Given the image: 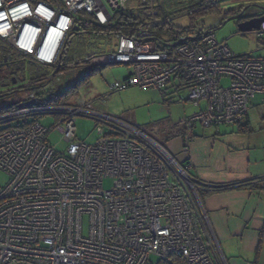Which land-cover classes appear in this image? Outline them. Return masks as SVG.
I'll list each match as a JSON object with an SVG mask.
<instances>
[{"label":"built area","instance_id":"2783aa9c","mask_svg":"<svg viewBox=\"0 0 264 264\" xmlns=\"http://www.w3.org/2000/svg\"><path fill=\"white\" fill-rule=\"evenodd\" d=\"M130 1L0 0V50L16 62L59 65L69 32L89 28L91 20L106 24ZM134 2L158 22L154 0ZM253 33H264V21ZM176 34L164 50H152L150 31L119 33L111 51L71 68L132 65L125 79L109 84L111 92L131 86L165 92L173 83L186 91L181 99L204 102L184 119L186 152L194 126L241 123L251 100H264V58L233 54L212 30ZM14 93L18 105L0 113V125L17 121L0 128V171L8 176L0 187V264H227L187 174L190 165L81 98L46 103L35 89ZM43 115L55 122L33 119ZM77 116L96 121L94 142L77 138ZM53 131L61 150L48 139Z\"/></svg>","mask_w":264,"mask_h":264},{"label":"rangeland","instance_id":"374dc122","mask_svg":"<svg viewBox=\"0 0 264 264\" xmlns=\"http://www.w3.org/2000/svg\"><path fill=\"white\" fill-rule=\"evenodd\" d=\"M197 0H157V3L163 13L171 15L172 23L176 26H185L188 24L186 15L179 13L178 10L194 3ZM237 2V3H236ZM223 0L220 5L227 7L228 4H246L245 11L252 14H262L264 12V0ZM130 5V4H129ZM158 8V7H157ZM197 23L202 27V31L213 30L214 36L218 41L226 43L230 51L235 55H247L253 58L264 57V46L258 42L257 36L251 32L241 33L237 29V19L227 18L218 22V15H209L200 18ZM116 43L115 35L95 33L89 30L80 29L67 37L66 44L61 54V67L63 71L54 74L53 67H50L49 77L51 80L44 84L45 91L51 90L60 93L67 87L73 85L76 79L87 73L90 68L75 69L71 64L86 60L94 54H103L111 51ZM11 61V66L18 72L27 71L29 63L25 61ZM6 64L3 65L0 57V74H2ZM81 67V66H79ZM132 72V65L108 64L100 65L99 70L90 78L89 82L78 87L77 90L67 95L63 99L81 98L85 100L88 107L98 113L123 121L133 127H136L148 137L162 144L171 156L177 157L170 150V142L177 137L169 139V135H178L185 132L184 119L199 109L204 107L205 103H195L184 100L182 95L186 96V91L176 89L173 83H169L165 88V94L151 88L141 89L136 86L127 87L120 91L111 92L109 84L117 80L125 79ZM18 74V73H17ZM3 75V74H2ZM18 76V75H17ZM18 83H22L21 81ZM225 84V81L222 82ZM19 85V84H18ZM7 86L0 83V94L6 92ZM13 99L12 95H0V106L9 103ZM260 96L256 95L251 100V107L248 110L253 131L247 133L246 138L250 142L256 143V147H251L255 156L264 159V112L261 109ZM263 116V117H262ZM45 125H51L55 122L53 115H43L33 118ZM17 121H9L4 126L16 125ZM96 121L89 117L77 116L75 118L76 136L78 139L87 143H92L97 138ZM233 125H219L221 135L223 131H229ZM196 132L214 133L215 126L201 127L194 126ZM210 131V132H209ZM60 134L53 131L48 139L56 149H62ZM168 140V141H167ZM251 142V143H252ZM253 143L251 145H253ZM182 167L183 164L179 163ZM187 174L189 171L187 170ZM8 181V176L0 171V187ZM105 188L111 185V180L106 178L103 181ZM87 219L84 218V233H86ZM156 258L153 257L152 261Z\"/></svg>","mask_w":264,"mask_h":264},{"label":"crops","instance_id":"0c3cea01","mask_svg":"<svg viewBox=\"0 0 264 264\" xmlns=\"http://www.w3.org/2000/svg\"><path fill=\"white\" fill-rule=\"evenodd\" d=\"M130 4L134 6V0ZM260 102L263 103L261 109L264 112L261 96ZM203 108L199 107L197 111ZM246 120L252 127L249 115ZM194 128L190 132L186 152L182 150L183 132L170 142V150L179 163L189 161V170L197 180L226 184L261 179L260 183H264V159L258 158L251 151L256 143L251 141V145L250 139L246 138L247 133L238 132L237 124L231 126L229 131L224 130L223 135L219 127H216L214 133H200L194 131ZM201 205L226 263L254 264L259 231L264 225V189H237L209 194ZM256 264H264V240Z\"/></svg>","mask_w":264,"mask_h":264},{"label":"trees","instance_id":"16d2710c","mask_svg":"<svg viewBox=\"0 0 264 264\" xmlns=\"http://www.w3.org/2000/svg\"><path fill=\"white\" fill-rule=\"evenodd\" d=\"M223 0H197L192 4H189L188 6H185L178 10L179 13H182L186 15L188 19V24L185 26H176L172 23L171 15L168 13H163L161 8L159 6L155 5V8L157 10V19L158 22L156 24L152 23V20L147 17L144 13H142L141 8L138 5H134L131 7L132 4H130V9L125 11H117L114 13L113 17L104 25H100L96 23L95 21H90L91 26L89 28H84L83 30H89L100 33V34H107V35H117L119 33L123 34H132L136 29L138 28H144L152 33V36L149 38V42L151 43L152 50H164L166 46L169 45L170 41H173L175 39L176 33H189L193 31L194 29L202 30V27L197 23L200 18L204 16L209 15H218V22L220 20H225L230 17H237V22L244 21L247 19H250L252 17L261 16L264 14H252L245 11L246 4H236L237 0H232L233 2H236L235 5L228 4V6L223 7L221 4ZM158 7V8H157ZM167 20V21H166ZM81 27L74 29L71 31L72 35L76 31L80 30ZM212 30V29H209ZM213 31V30H212ZM258 42L261 43L262 46H264V33L257 36ZM162 41L164 43H162ZM168 42V45H165ZM163 45H160V44ZM165 46V47H164ZM2 56V62L3 65L6 64V67L4 68L2 74H0V83L10 84L12 86L11 89L6 91L3 94L0 95H7L13 97V99L4 105L0 106V113L7 111L8 109H12L16 107L17 101L14 99V92L18 90V92H22L26 89H35L37 92L38 98H41V101L46 103H62L66 100H64V97H67L68 94L74 92L83 84H86L89 82L90 78L96 73V71L99 70V67L95 66H86L83 68H90L87 73L82 75L80 78L76 79L75 83L69 87H67L65 90L61 91L60 93L52 92L51 90L45 91L46 88L44 87V84L51 80V77H49V68L53 67L54 74L56 71H59L60 69L64 70V68L61 67L60 64H56L55 66H45V65H38L29 61H25L29 63L27 71H21L18 72L11 66V62H8V57L12 54L9 52V50L1 48ZM246 56V55H244ZM4 58L5 61L4 62ZM264 58V57H262ZM62 59L60 58V61ZM24 61V60H20ZM59 63V61L57 62ZM78 62L72 63L71 65H75ZM58 65V66H57ZM59 67V68H58ZM61 70V71H62ZM18 73V74H17ZM18 75V76H17ZM17 81V86L12 85V81ZM22 83H18V82ZM175 85V84H173ZM176 87V85H175ZM177 89V88H176ZM162 94H165V92H162ZM247 118V117H246ZM245 119L243 122L238 123L239 131L238 132H246L249 133L252 131V127H250L249 122ZM176 137V135H169V139ZM167 140V141H168ZM184 166L190 165L189 161L186 160L184 162H181ZM189 176L191 177L194 188L196 191V195L200 201V203H203L204 198L213 193H219V192H225V191H232L237 189H247V190H261L264 189V183L261 179H250V180H242L237 182H231L226 184H212V183H206L202 182L200 180H197L195 175L191 170H189ZM264 240V225L259 231L258 235V242L255 250L254 255V264H256L260 250L262 248V243Z\"/></svg>","mask_w":264,"mask_h":264},{"label":"water","instance_id":"95a60500","mask_svg":"<svg viewBox=\"0 0 264 264\" xmlns=\"http://www.w3.org/2000/svg\"><path fill=\"white\" fill-rule=\"evenodd\" d=\"M230 18L237 19V17H230ZM263 21H264L263 15L252 17V18L244 20V21H239V22H237V29L241 33L258 30L260 28V24ZM4 60H5V58H4ZM13 83H14V81H13Z\"/></svg>","mask_w":264,"mask_h":264},{"label":"flooded vegetation","instance_id":"af4514ba","mask_svg":"<svg viewBox=\"0 0 264 264\" xmlns=\"http://www.w3.org/2000/svg\"><path fill=\"white\" fill-rule=\"evenodd\" d=\"M4 49V48H3ZM0 56H2V53L0 52ZM13 58L11 57V60H12ZM11 60H10V56H9V60H8V62L10 63L11 62ZM4 62H7V61H5L4 60ZM13 81H14V83H13ZM12 81V85H15V86H17L18 84H17V81L16 80H13ZM5 85V84H4ZM6 86H7V89H6V91H8L9 89H11L12 88V86L10 85V84H6Z\"/></svg>","mask_w":264,"mask_h":264},{"label":"bare ground","instance_id":"6f19581e","mask_svg":"<svg viewBox=\"0 0 264 264\" xmlns=\"http://www.w3.org/2000/svg\"><path fill=\"white\" fill-rule=\"evenodd\" d=\"M39 100L41 99V98H38Z\"/></svg>","mask_w":264,"mask_h":264}]
</instances>
